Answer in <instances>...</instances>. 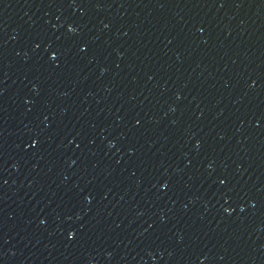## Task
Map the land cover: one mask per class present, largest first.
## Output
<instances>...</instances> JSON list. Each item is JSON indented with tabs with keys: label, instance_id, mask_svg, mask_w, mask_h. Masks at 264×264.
<instances>
[{
	"label": "water",
	"instance_id": "95a60500",
	"mask_svg": "<svg viewBox=\"0 0 264 264\" xmlns=\"http://www.w3.org/2000/svg\"><path fill=\"white\" fill-rule=\"evenodd\" d=\"M0 264H264V0H0Z\"/></svg>",
	"mask_w": 264,
	"mask_h": 264
},
{
	"label": "snow or ice",
	"instance_id": "6c2138e0",
	"mask_svg": "<svg viewBox=\"0 0 264 264\" xmlns=\"http://www.w3.org/2000/svg\"><path fill=\"white\" fill-rule=\"evenodd\" d=\"M70 30H71V29H70ZM50 54H51V56L55 55V54L52 53V52H51ZM33 143H35V141H33ZM163 186H164V185L162 184L161 187H163ZM228 210H229V209H225V211H228ZM67 235H68L69 237H71V236L73 235V233H72V232H68Z\"/></svg>",
	"mask_w": 264,
	"mask_h": 264
}]
</instances>
